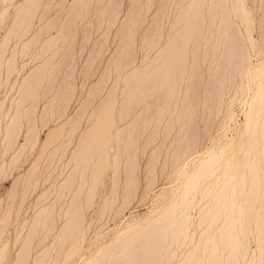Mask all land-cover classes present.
<instances>
[{"label":"bare ground","instance_id":"1","mask_svg":"<svg viewBox=\"0 0 264 264\" xmlns=\"http://www.w3.org/2000/svg\"><path fill=\"white\" fill-rule=\"evenodd\" d=\"M0 28V264H264V0H6Z\"/></svg>","mask_w":264,"mask_h":264},{"label":"rangeland","instance_id":"2","mask_svg":"<svg viewBox=\"0 0 264 264\" xmlns=\"http://www.w3.org/2000/svg\"><path fill=\"white\" fill-rule=\"evenodd\" d=\"M6 0H0V5L2 6V4L5 2ZM69 1H71V0H69ZM4 34V30L2 29V28H0V37L2 36ZM252 36H253V38L254 39H256L257 38V33L254 31L253 32V34H252ZM254 60H255V58H253ZM243 107V108H242ZM246 109V106H241V105H235L234 106V109H233V118L231 119V120H229V122L232 124V125H240V124H242L243 122H244V120H245V112L243 111V110H245ZM244 112V114H243V112ZM234 120V121H233ZM234 123V124H233ZM237 123V124H236ZM233 134H232V133ZM229 134H231V137L234 135V132L233 131H230V133H228L227 135H228V137H230V135ZM42 136H44V134L42 135ZM207 144V142L205 143V145ZM11 184V179H8V180H5L4 182H3V187L4 188H7V187H9V185ZM4 188H2V187H0V195L3 193V189ZM159 188V187H158ZM157 188V189H158ZM156 189V188H155ZM157 189L156 190H154L155 192L157 191ZM154 192H152L151 194H150V198H152L153 196H154ZM136 204V203H135ZM133 205L131 208H129V209H127L126 211H125V213H124V217L126 218V217H128V216H130L131 214L132 215H141V214H144V212L145 213H147L148 212V210H149V203H140V205H138V203H137V205ZM148 204V205H147ZM135 206V207H134ZM133 212V213H132ZM131 213V214H130ZM112 227V225L111 226H109V228H111ZM254 247H255V245L253 244V243H251L250 244V248L251 249H254Z\"/></svg>","mask_w":264,"mask_h":264}]
</instances>
